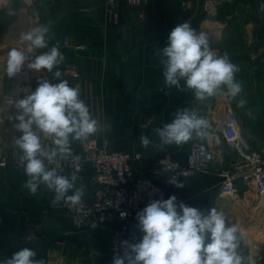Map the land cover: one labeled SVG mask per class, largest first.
<instances>
[{
    "label": "crops",
    "instance_id": "crops-1",
    "mask_svg": "<svg viewBox=\"0 0 264 264\" xmlns=\"http://www.w3.org/2000/svg\"><path fill=\"white\" fill-rule=\"evenodd\" d=\"M0 2L7 4L0 6V259L11 258L27 247L45 264H112L110 247L120 240L117 225L95 231L76 230L64 203L53 206L54 193L41 186L32 195L23 187L27 177L19 150L12 143L21 133L8 117L16 114L15 102L29 94L22 91L23 87L34 91L39 79L52 80V75L47 70H29L27 65L15 80L3 72L8 51L24 47L18 39L20 32L35 23L51 25L54 39L50 47L57 46L64 36L70 38V46L58 45L65 56L60 65L62 78L79 88L80 98L94 118L110 125L107 131L92 136L100 145L106 141L111 151L139 153L141 160L133 163L134 170L151 175L158 158L168 155L185 163L192 143L213 140L217 159L211 174L180 179L183 188L168 183V175L153 178L164 187L168 198L175 195L178 202L205 214L213 207L224 213L234 209L237 202L222 203L219 197L218 174L231 169L238 155L223 141L211 118L228 96L227 91L198 101L189 90L166 87L163 66L155 53L167 46L170 32L182 23H190L197 32L206 31L218 54L227 53L240 69L236 80L243 92L232 105L245 141L252 149L264 151V12L260 10L264 0H152L144 7H133L123 0L118 20L106 9L105 0ZM72 67L78 77L67 73ZM240 98L247 101L243 108L237 107ZM182 108L194 109L208 120L211 127L206 138L162 149L141 146V135L158 144L153 130L171 122ZM248 111L254 118L246 115ZM72 148L76 155L82 154L79 142H73ZM72 171L64 169V174ZM79 177L77 187L85 188L82 200L90 202L96 189L92 166L87 164ZM242 182L236 180L237 185Z\"/></svg>",
    "mask_w": 264,
    "mask_h": 264
},
{
    "label": "clouds",
    "instance_id": "clouds-1",
    "mask_svg": "<svg viewBox=\"0 0 264 264\" xmlns=\"http://www.w3.org/2000/svg\"><path fill=\"white\" fill-rule=\"evenodd\" d=\"M260 10L264 12V3L260 4ZM18 39L24 47L8 51L3 75L16 77L25 65L29 70H47L52 75V80L39 79L36 89L13 105L16 114L8 117L13 121V128L21 133L12 143L19 150V161L27 177L23 187L35 195L43 186L54 193L53 206L63 202L75 208L82 204L85 188L77 187L81 157L74 153L72 144L83 143L107 131L110 125H102L94 118L80 98L79 88L70 86L62 78L60 65L65 56L58 45L49 46L54 39L50 24L35 23L20 32ZM38 50L46 51L37 55ZM155 55L160 58L163 81L168 88L189 90L198 101L222 95L225 90L230 100L241 97L243 87L236 80L238 65L231 62L227 53L218 54L206 31L197 32L188 22L176 26L169 34L167 46ZM246 103L240 98L237 107L243 108ZM246 115L254 118L251 111ZM210 127L208 120L196 110L178 109L171 122L153 130L159 143L141 135V146L159 149L173 144L180 146L206 138ZM66 162L73 166L70 174H64ZM168 183L184 187L175 176ZM120 215L124 218L127 213ZM136 219L143 233L141 240L137 243L122 241L123 254H114L112 264H245L241 251L244 229L228 220L216 207L205 214L178 202L172 195L166 200L151 201L136 213ZM36 255L33 249L25 247L11 258L0 259V264H45V260L36 259ZM248 264L255 261L249 259Z\"/></svg>",
    "mask_w": 264,
    "mask_h": 264
},
{
    "label": "built area",
    "instance_id": "built-area-1",
    "mask_svg": "<svg viewBox=\"0 0 264 264\" xmlns=\"http://www.w3.org/2000/svg\"><path fill=\"white\" fill-rule=\"evenodd\" d=\"M122 1L105 0L106 9L116 20L119 19ZM125 1L133 7H141L151 0ZM56 45L70 46V38L64 36L56 42ZM67 73L78 77L75 67ZM22 91L29 93L28 87H23ZM211 118L219 129L223 141L238 155V162L233 169L218 174L222 179L219 184V193L230 196L237 194L236 180L238 179L248 183L249 188L256 195L264 196V154L252 150L245 141L238 117L228 96L220 101ZM46 142L50 143L47 140ZM79 143L82 151L81 171L87 164L92 166L96 189L90 202L82 200V204L75 208L65 206V211L72 219L76 230L94 231L109 225L119 227L120 240L112 243L110 247L112 259L114 254H123L122 241L137 243L141 240L143 233L139 229L136 213L153 200L168 198L165 189L154 180L153 176L168 175L170 179L175 176L180 180L209 175L217 159L213 140L194 142L190 146L185 163L166 155L153 162L151 175H145L134 170L133 163L141 160L139 153L111 151L106 141L100 145L92 136L87 141ZM64 169L73 170L71 162H66ZM121 212H126L127 216L121 218Z\"/></svg>",
    "mask_w": 264,
    "mask_h": 264
},
{
    "label": "rangeland",
    "instance_id": "rangeland-1",
    "mask_svg": "<svg viewBox=\"0 0 264 264\" xmlns=\"http://www.w3.org/2000/svg\"><path fill=\"white\" fill-rule=\"evenodd\" d=\"M150 2L147 5H149ZM4 63L6 64V61H4ZM10 79H18V74L16 77ZM230 102L232 104V100H230ZM252 150L264 154V151H262L261 148H253ZM235 164L233 165L232 169L234 168ZM220 181H222V179H220ZM236 186L238 193L231 196L227 195L225 197H222V195L219 193L218 187V194L222 200V203L229 204V202H231V204H234V201L237 202L234 209L232 207V210H228V213L226 212L227 214H225L228 220L238 224L244 229L245 235L241 244V251L245 257V264H248L249 259L254 260L255 264H264V196L261 197L256 195V193L251 190V188H249L248 183L242 182L238 185L236 184Z\"/></svg>",
    "mask_w": 264,
    "mask_h": 264
},
{
    "label": "bare ground",
    "instance_id": "bare-ground-1",
    "mask_svg": "<svg viewBox=\"0 0 264 264\" xmlns=\"http://www.w3.org/2000/svg\"><path fill=\"white\" fill-rule=\"evenodd\" d=\"M7 4L5 2H0V6H6ZM225 196H227L226 194H223Z\"/></svg>",
    "mask_w": 264,
    "mask_h": 264
},
{
    "label": "water",
    "instance_id": "water-1",
    "mask_svg": "<svg viewBox=\"0 0 264 264\" xmlns=\"http://www.w3.org/2000/svg\"><path fill=\"white\" fill-rule=\"evenodd\" d=\"M25 68H23L22 72L24 71Z\"/></svg>",
    "mask_w": 264,
    "mask_h": 264
}]
</instances>
